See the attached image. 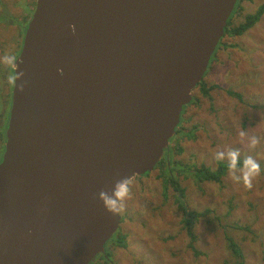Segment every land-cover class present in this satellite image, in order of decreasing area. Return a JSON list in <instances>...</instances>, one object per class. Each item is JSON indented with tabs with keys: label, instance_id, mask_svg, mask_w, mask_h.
<instances>
[{
	"label": "water",
	"instance_id": "1",
	"mask_svg": "<svg viewBox=\"0 0 264 264\" xmlns=\"http://www.w3.org/2000/svg\"><path fill=\"white\" fill-rule=\"evenodd\" d=\"M237 1L36 0L0 162V264L104 254L121 216L97 197L154 170Z\"/></svg>",
	"mask_w": 264,
	"mask_h": 264
},
{
	"label": "rangeland",
	"instance_id": "2",
	"mask_svg": "<svg viewBox=\"0 0 264 264\" xmlns=\"http://www.w3.org/2000/svg\"><path fill=\"white\" fill-rule=\"evenodd\" d=\"M18 1L24 6V0H0V56L6 61L13 37L21 41L24 34L25 24L16 31L4 11L19 13ZM263 4L264 0L237 1L230 26H238ZM223 38L204 77L210 97L191 107L185 119L191 131L181 133L182 153L175 156L174 179L183 195L177 200L167 170L135 177L119 229L107 245L109 264H230L234 257L227 239L239 246L244 264H264V15L244 34ZM250 137L256 138L255 145ZM229 150H239L242 160L251 156L259 163L251 185L235 179L242 173L230 167L220 182L199 184V168L216 171L229 164L227 158H216L218 152ZM190 230L199 254L189 247ZM119 235L125 236L122 245Z\"/></svg>",
	"mask_w": 264,
	"mask_h": 264
},
{
	"label": "flooded vegetation",
	"instance_id": "3",
	"mask_svg": "<svg viewBox=\"0 0 264 264\" xmlns=\"http://www.w3.org/2000/svg\"><path fill=\"white\" fill-rule=\"evenodd\" d=\"M35 3H36V0H24V6H20L19 1H18L16 6H17V10H19L18 11L19 13H17V14H14L15 11L13 12L12 9L10 10L11 12H9L8 9L4 10L10 14V15H8L9 16L8 21H11L10 25L11 26L13 25L14 28L16 29V31L18 29L19 24H23V25L25 24V27L23 25L21 27V28L24 27L23 32L25 34L27 25H28V23L32 17V14H33V11L35 8ZM9 8H11V7H9ZM11 18H13V19L11 20ZM24 34H23V37H24ZM12 41L14 43L11 46L10 50L7 52L10 60L6 61L5 59H3V56H0V103L2 105V106H0V118H1V114H2L3 117H5V120L7 119L6 120V123H7L6 129L4 130V139L3 140L1 139V145H0L1 146L0 147V162L2 161V157H3L4 146H5V142H6L5 133H6V130L8 127V121H9V112H10V106H11L12 88H13V81H14V63H15V61H16L19 53H20L23 38L20 41V37L14 36ZM219 47H221V45L218 46V48ZM218 48L216 49V51L218 50ZM216 51H215V53H216ZM215 53H214L212 59L215 57ZM210 65H211V62H210ZM207 72H208V70H207ZM202 83H204V80H202V82L200 84H198V86L193 90L192 99H191L190 103L183 107L181 117H180V122L178 124V127L176 128L175 134L170 139L169 144H168V148L164 150V153L161 157V160L155 166L156 168H154V170L156 169L157 171L160 172V174L163 173L164 170H167V172L170 176V179H172L173 183H174V160H175V156H176V154H179L178 151H180V153H182V143L181 142H182V139H184V138L181 137V133L185 130L191 131L186 126L187 125L186 121H185L186 116L189 115V112H190V109L192 106H198V102L202 99V97H207V98L210 97V92L208 91V89H210V87L202 88L201 87ZM205 88H208V89H205ZM196 94H198V95H196ZM236 97L239 98L240 103L243 102L242 97L240 95H236ZM0 131H1V128H0ZM192 169H193V167H192ZM204 169L211 171L207 167H204L203 170ZM201 170H202V168H199L198 172ZM147 174H149V173H147ZM147 174H145V175H147ZM202 178L204 179L206 177L200 178V176H199V178L197 180V182L199 184L202 182H205V181H209V180H201ZM108 244L109 243H107L105 246L104 254H100L97 257H105L106 259H108L107 257H109V255H110L109 254V247L107 246ZM97 260H100V259L98 258Z\"/></svg>",
	"mask_w": 264,
	"mask_h": 264
},
{
	"label": "trees",
	"instance_id": "4",
	"mask_svg": "<svg viewBox=\"0 0 264 264\" xmlns=\"http://www.w3.org/2000/svg\"><path fill=\"white\" fill-rule=\"evenodd\" d=\"M240 1H242V0H238V2H240ZM236 12H237V10L235 9L234 12L232 13L231 17L229 18L224 36L227 35L228 33L231 35L234 34V35L240 36V35L244 34L247 30H249L252 26H254L260 20V18L264 15V4L259 6V8L256 10V12L254 14L246 15L244 17L243 22L240 23L238 26L232 27L230 25L232 24L233 14L235 15ZM7 14L10 15L8 12H7ZM8 20H9V16L6 18V21H8ZM2 22H3V20L0 21V23H2ZM221 43H222V40H221ZM221 43H220V45H221ZM201 87L204 88L203 83L201 84ZM6 120H5V117H3V115L1 114V118H0V128H1L0 145H1V139L2 140L4 139V130L6 129V125H7ZM240 160L243 161L241 158H240ZM203 168L204 167H202L201 171L196 172V174L198 176H200V178L206 177L204 179L202 178L201 180L220 182V178L222 177V175L226 171V169L229 168V164H225V165L221 164L216 171H208L207 169L203 170ZM237 168H239V165H237ZM167 179L169 180V182L172 183V185L174 187V190L176 192L175 196L177 197V200L180 199V197L183 195V189L179 186L177 179L176 178L174 179V183L172 182V179H170V176H168ZM179 205H180V207L183 208L184 212H186V209L183 207V204H179ZM197 215L198 214L191 215V216L194 217ZM202 215H204V214L202 213ZM188 224H190V221H188ZM189 234L191 237L189 247L192 251L197 253V250L194 247V243L196 242V237L193 235L191 230L189 231ZM227 240H228V248L230 250V253L234 257V262H231L230 264H244L243 254H242L239 246L236 243H234L233 240H231V239H227ZM118 241H119L120 245L124 244L125 243V236L119 235ZM197 254H199V253H197ZM98 258L100 260H102V262H103L102 264H109L108 259H106L105 257H97L91 264H93Z\"/></svg>",
	"mask_w": 264,
	"mask_h": 264
},
{
	"label": "clouds",
	"instance_id": "5",
	"mask_svg": "<svg viewBox=\"0 0 264 264\" xmlns=\"http://www.w3.org/2000/svg\"><path fill=\"white\" fill-rule=\"evenodd\" d=\"M74 31V26H70ZM7 59V58H6ZM245 134L241 132L243 137ZM249 141L252 145L257 143L255 137H250ZM218 160H224L227 158L229 167L234 171L239 165L241 175L236 176L235 179L243 180V182L250 186L251 178L254 174L260 170V165L251 156L246 157L243 161L240 160L239 150H229L227 153L221 151L216 154ZM131 189L129 180H121L114 184L111 189V193L101 192L97 197L102 207L106 212L110 214L122 213L125 209V203L130 198Z\"/></svg>",
	"mask_w": 264,
	"mask_h": 264
},
{
	"label": "bare ground",
	"instance_id": "6",
	"mask_svg": "<svg viewBox=\"0 0 264 264\" xmlns=\"http://www.w3.org/2000/svg\"><path fill=\"white\" fill-rule=\"evenodd\" d=\"M224 39V38H223Z\"/></svg>",
	"mask_w": 264,
	"mask_h": 264
}]
</instances>
